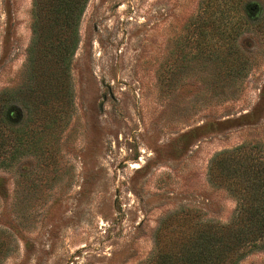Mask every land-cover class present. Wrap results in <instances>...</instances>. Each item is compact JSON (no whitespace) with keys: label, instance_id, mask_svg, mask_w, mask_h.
<instances>
[{"label":"rangeland","instance_id":"rangeland-1","mask_svg":"<svg viewBox=\"0 0 264 264\" xmlns=\"http://www.w3.org/2000/svg\"><path fill=\"white\" fill-rule=\"evenodd\" d=\"M203 1L89 0L69 115L0 169V264H143L169 214L229 222L207 172L238 146L264 160V0L232 38L223 1L204 22ZM31 4L0 0V92L24 89ZM239 264H264V244Z\"/></svg>","mask_w":264,"mask_h":264},{"label":"trees","instance_id":"trees-1","mask_svg":"<svg viewBox=\"0 0 264 264\" xmlns=\"http://www.w3.org/2000/svg\"><path fill=\"white\" fill-rule=\"evenodd\" d=\"M217 0H204L201 15L211 19ZM226 21L235 19L230 37L240 34L243 15L252 16L257 4L222 0ZM89 0H32L31 39L24 65V89L0 92V169L21 157L36 154L48 138L54 115H69L71 61L80 42L79 26ZM231 3V4H230ZM231 18V19H230ZM233 28V29H232ZM20 102L11 106V99ZM36 121L42 123L38 127ZM244 149V153L242 152ZM210 182L219 181L236 201L226 224L197 220L180 210L160 220L153 251L143 264H239L264 244V160L238 146L216 154L208 167Z\"/></svg>","mask_w":264,"mask_h":264}]
</instances>
